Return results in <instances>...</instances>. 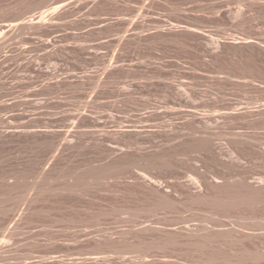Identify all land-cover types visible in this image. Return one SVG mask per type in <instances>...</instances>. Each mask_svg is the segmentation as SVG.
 <instances>
[{
	"label": "rangeland",
	"instance_id": "obj_1",
	"mask_svg": "<svg viewBox=\"0 0 264 264\" xmlns=\"http://www.w3.org/2000/svg\"><path fill=\"white\" fill-rule=\"evenodd\" d=\"M0 264H264V0H0Z\"/></svg>",
	"mask_w": 264,
	"mask_h": 264
},
{
	"label": "bare ground",
	"instance_id": "obj_2",
	"mask_svg": "<svg viewBox=\"0 0 264 264\" xmlns=\"http://www.w3.org/2000/svg\"><path fill=\"white\" fill-rule=\"evenodd\" d=\"M55 8H57V7H55ZM39 18H40V16H39Z\"/></svg>",
	"mask_w": 264,
	"mask_h": 264
}]
</instances>
